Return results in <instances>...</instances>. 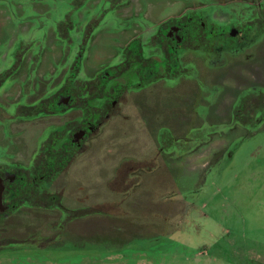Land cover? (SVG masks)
Returning <instances> with one entry per match:
<instances>
[{"label": "rangeland", "instance_id": "rangeland-1", "mask_svg": "<svg viewBox=\"0 0 264 264\" xmlns=\"http://www.w3.org/2000/svg\"><path fill=\"white\" fill-rule=\"evenodd\" d=\"M127 1L0 0L1 166L29 172L48 155L35 147L67 136L60 118L74 129L76 112L31 108L74 75L75 84L82 80L80 41L95 37L83 53L89 68L116 64L122 43L110 45L112 29L131 23L150 32L190 0L164 8L166 0H131V10L116 9ZM128 10L136 15L121 17ZM261 56V70L230 71L229 85L217 81L228 67L210 70L207 61L206 68L184 63L174 77L134 90L129 105L119 104L86 138V151L44 177L50 196L31 201L28 192L26 211L1 216L0 264H264V120L240 122L228 110L242 84L264 86ZM213 107L218 120L206 116Z\"/></svg>", "mask_w": 264, "mask_h": 264}, {"label": "flooded vegetation", "instance_id": "flooded-vegetation-1", "mask_svg": "<svg viewBox=\"0 0 264 264\" xmlns=\"http://www.w3.org/2000/svg\"><path fill=\"white\" fill-rule=\"evenodd\" d=\"M163 1L165 0H156L154 3ZM177 1L179 0H166L162 7L173 6ZM124 4L116 9L128 7L131 0ZM183 6L161 17L147 33L133 28L134 24L131 23L127 26L123 23L112 29L110 45L122 43V54L116 64L102 67L92 64L89 68V62L83 53L86 40H94L95 37L87 36L85 40L80 41L83 44L77 46L76 66L79 73H83L82 80L75 84V75L69 71L68 78L69 74H72L73 79L69 78L64 82L62 80L63 83L54 89L50 96L41 98L37 106L31 108L34 114L39 109L41 115H48L43 109L47 108L46 111L52 110L50 112L62 117L76 112L73 118L74 129L67 130L68 123L60 118L61 123H58L57 128L67 131V136L62 137L58 145L39 144L35 147L40 153L44 151L48 155L44 156V163L40 161L29 172H19L20 169L27 168L16 163L9 162L6 167L0 165V218L10 212L26 211L22 204L27 202L28 199L23 196H28V192L31 201H41L43 194L50 196L45 190L50 182L44 177L48 178L52 171L59 170V167L65 169L64 165L72 160L73 154L86 151V138L90 139L98 134L103 123L115 116L119 104L129 105V97L134 90L141 89L166 74L174 77L184 63L193 66L198 62L206 68L209 61L210 70L226 66L228 70L219 73L217 81H227L228 85L230 71L243 74L248 69L261 70V54L264 51V0H190ZM131 7L132 5L128 8L131 10ZM133 15L136 14L128 10V14L121 17L129 19ZM121 31L128 32L122 39ZM146 42L150 46L144 48ZM262 42V47L253 56L251 49ZM158 58H161V61H158ZM129 62L134 63L132 69L129 68ZM184 72L186 71H181L176 78ZM224 90L221 97L214 98L217 99V107L228 93L227 88ZM241 90L243 95L239 94ZM229 96L230 118L240 122L264 120L263 85L255 82L242 84ZM217 107L209 109L206 116L214 115ZM215 115L217 117L213 116L214 119H220L219 113ZM191 152L193 151L184 153ZM51 205L54 207V201Z\"/></svg>", "mask_w": 264, "mask_h": 264}, {"label": "crops", "instance_id": "crops-1", "mask_svg": "<svg viewBox=\"0 0 264 264\" xmlns=\"http://www.w3.org/2000/svg\"><path fill=\"white\" fill-rule=\"evenodd\" d=\"M36 4H37V3H36ZM36 4H35V5H36ZM47 5H48V4H47ZM47 5H45V4H38L37 6H39V7H43V8H45V9H48V6H47ZM37 6H35V8H37ZM44 6H45V7H44ZM45 9H44V10H45ZM17 39H18V38H16V39L14 40V42H15ZM20 46H22V45H19V46L17 45L16 48H14L13 50L19 48ZM5 55H7V54H5ZM35 68H36V65H35Z\"/></svg>", "mask_w": 264, "mask_h": 264}]
</instances>
